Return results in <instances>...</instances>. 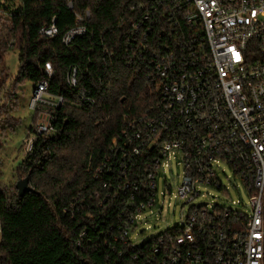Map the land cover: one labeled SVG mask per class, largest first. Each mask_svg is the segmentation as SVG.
<instances>
[{
    "label": "built area",
    "instance_id": "built-area-1",
    "mask_svg": "<svg viewBox=\"0 0 264 264\" xmlns=\"http://www.w3.org/2000/svg\"><path fill=\"white\" fill-rule=\"evenodd\" d=\"M84 20L76 18L63 45L87 33ZM37 33L56 38L55 20ZM126 47L127 66L145 70L157 97L130 133L112 141L96 172L110 180L103 187L116 214L105 247L130 264H264V0H147ZM52 75L44 63L33 85L35 123L24 156L38 137L57 134L53 120L64 98L49 94ZM66 84L79 108L93 107L75 68ZM173 164L182 173L175 196L185 204L200 196V186L222 189L225 165L249 195L248 214L200 203L173 230L134 244V228L158 206L156 174ZM164 184L163 198L171 189Z\"/></svg>",
    "mask_w": 264,
    "mask_h": 264
},
{
    "label": "trees",
    "instance_id": "trees-1",
    "mask_svg": "<svg viewBox=\"0 0 264 264\" xmlns=\"http://www.w3.org/2000/svg\"><path fill=\"white\" fill-rule=\"evenodd\" d=\"M146 1H0V12L7 17L0 57L9 49L18 51L14 88L1 99L10 102L25 81L37 83L44 63L53 73L49 94L64 98L53 120L57 134L38 137L15 171L16 182L27 177L33 192L18 198L15 184L0 185V264H130L105 247L116 214L106 197L109 189L103 187L110 180L96 172L112 141L130 133L129 124L143 117L157 97L145 70L127 66L125 55ZM77 17L87 33L65 46L60 38ZM52 19L58 36H39L38 30ZM69 68L76 69L78 86L94 99L93 107L77 106L66 84ZM7 118L0 123L14 122Z\"/></svg>",
    "mask_w": 264,
    "mask_h": 264
},
{
    "label": "rangeland",
    "instance_id": "rangeland-1",
    "mask_svg": "<svg viewBox=\"0 0 264 264\" xmlns=\"http://www.w3.org/2000/svg\"><path fill=\"white\" fill-rule=\"evenodd\" d=\"M6 19L7 17L0 12V38L6 26L3 25ZM17 69L18 51L9 49L0 57V121L7 116L8 120H14L8 121V125L0 123V185L3 186L15 184V171L24 157L22 144L28 129L35 123L32 112L28 110L33 84L25 81L17 86L10 102L1 99L3 94L12 92ZM221 168L224 172L219 175L222 189L200 186L197 189L200 196L192 204H185L175 196L176 187L182 176L181 170L173 164L164 173L159 171L156 174L158 206L151 213H144V221L133 230L132 235L135 238L133 243L154 240L157 236L173 230L180 225L183 216H188L192 207L200 203L207 204V208L214 212H217L215 211L217 208H224L248 214V193L228 167L222 165ZM165 182L171 184V189L166 190L163 198L160 193L165 190Z\"/></svg>",
    "mask_w": 264,
    "mask_h": 264
},
{
    "label": "water",
    "instance_id": "water-1",
    "mask_svg": "<svg viewBox=\"0 0 264 264\" xmlns=\"http://www.w3.org/2000/svg\"><path fill=\"white\" fill-rule=\"evenodd\" d=\"M15 189H16V192H17V196L18 198H22L24 197V195L26 193H31L33 192L32 189L29 187L28 185V178H24V179H21V180H18L16 183H15Z\"/></svg>",
    "mask_w": 264,
    "mask_h": 264
}]
</instances>
